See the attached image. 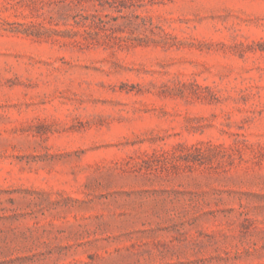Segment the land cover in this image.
<instances>
[{
	"label": "rangeland",
	"instance_id": "obj_1",
	"mask_svg": "<svg viewBox=\"0 0 264 264\" xmlns=\"http://www.w3.org/2000/svg\"><path fill=\"white\" fill-rule=\"evenodd\" d=\"M0 264H264V0H0Z\"/></svg>",
	"mask_w": 264,
	"mask_h": 264
}]
</instances>
